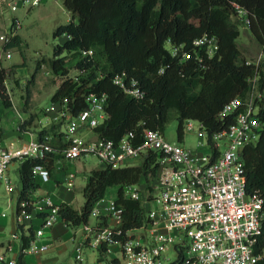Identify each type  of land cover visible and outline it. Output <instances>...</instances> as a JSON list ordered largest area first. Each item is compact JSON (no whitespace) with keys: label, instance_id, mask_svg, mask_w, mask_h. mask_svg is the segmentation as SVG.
Listing matches in <instances>:
<instances>
[{"label":"built area","instance_id":"1","mask_svg":"<svg viewBox=\"0 0 264 264\" xmlns=\"http://www.w3.org/2000/svg\"><path fill=\"white\" fill-rule=\"evenodd\" d=\"M41 2L0 0V17L6 9L13 13L23 8L27 12ZM230 2L239 23L249 27L248 9L236 1ZM20 25L21 20L12 14L8 26L0 28V40L8 41L17 34ZM168 46L173 55L179 54L180 61L192 57L204 66L202 53L212 56L217 49V39L204 33L191 40L190 50L182 43ZM91 53V49L81 52L83 55ZM5 56H11L8 48H5ZM263 60V49L255 60H246L254 65L255 72L249 77L246 95L232 97L219 111L220 117L234 114V119L227 126L209 131L197 118L184 119L185 129L194 130L197 136L192 147L170 141L163 131L150 127L142 128L140 138L134 130H128L117 141L98 135L87 136L106 117L104 92L89 93L85 98L86 106L75 114L71 113L66 96L52 100L44 107L48 122H57L63 127L62 145L52 144L48 133L16 145L14 141L7 143L0 139V179L8 193L16 189L7 175L9 164L13 160L20 163L25 157H41L46 152L60 153L68 162L92 154L112 166L127 164L126 160L132 157L143 159L153 154L157 165L156 174L149 180L152 190L148 191L141 182L121 184L124 196L139 199L146 208V221L130 228L131 233L128 232L130 229L123 230L121 227L123 209L114 198L103 207L111 223L101 225L87 220L68 225L60 215L59 203L51 194L36 199L30 194L18 198V194L16 221L19 226L28 228L30 236L22 251H47L52 242L46 230L61 221L78 235L72 248L75 264H82L86 247L98 250L103 247L102 252L109 251L114 242L120 245V256L117 257L118 262L111 259L107 264L256 263L264 255V248L259 252L255 250L262 231L264 196L260 190L248 192L246 189L243 149L246 144L257 141L262 129L259 110L260 100L264 97V84L260 86L259 69ZM125 77L124 71L117 73L113 82L128 94L143 97L144 91L137 80L133 77L125 80ZM6 91L9 93L7 85ZM33 173L42 180L50 177V170L44 164H36ZM75 175V170L67 171L64 179L67 189L74 186ZM150 200L154 201V206H150ZM96 202L90 214L102 211ZM34 210L41 212L38 225L33 222ZM120 235H125V238H120ZM11 237L19 238V232H13ZM7 248L10 249V245ZM0 262L17 264L16 259L7 258L2 253Z\"/></svg>","mask_w":264,"mask_h":264},{"label":"trees","instance_id":"2","mask_svg":"<svg viewBox=\"0 0 264 264\" xmlns=\"http://www.w3.org/2000/svg\"><path fill=\"white\" fill-rule=\"evenodd\" d=\"M230 1L245 6L250 14L249 30L264 51V0H62L71 19L56 26L54 35L63 34L61 42L53 46L50 66L53 72L67 73L68 54L79 58L75 66L83 70L77 79L63 78L51 95L55 101L68 98L70 111L75 114L87 104L86 96L93 92L106 93V117L94 127L98 136L117 141L128 130L140 138L142 128L163 131L169 109L176 110L177 135L182 137L185 118L201 120L209 131L227 126L234 114L223 117L219 111L234 96L244 97L249 89V77L254 65L242 56L236 38L239 29L230 21L233 8ZM238 22V21H237ZM237 24V23H236ZM207 33L217 39V49L210 57L203 52V63L192 57L179 60L167 44H184L191 49V40ZM20 37L14 34L3 42V48L18 45ZM91 49V54H81ZM63 51L66 54L59 56ZM162 68V71L159 69ZM14 67L0 63V98L11 105L6 91V78ZM133 77L143 89L137 98L123 91L113 82L117 73ZM260 86L264 84V61L260 64ZM259 117L262 129L255 143L243 149L248 192L260 190L264 196V97L260 100ZM54 123L51 128L55 127ZM43 131H40L42 133ZM54 154L25 157L18 166L21 189L18 198L28 195L38 186L33 168L44 164L53 166ZM155 156L144 157L140 164L112 166L106 163L93 168L86 175L80 210L59 203V212L68 224L87 221L94 203L102 198L107 187L119 184L115 202L122 206L123 230L140 226L146 221V208L139 199L124 196L121 184L141 182L152 190L149 180L156 174ZM262 231L255 250L264 248V201ZM30 234L32 229L29 228ZM23 236V247L28 244ZM125 238V235H120ZM103 247L100 249L102 252ZM254 264H264V255Z\"/></svg>","mask_w":264,"mask_h":264},{"label":"rangeland","instance_id":"3","mask_svg":"<svg viewBox=\"0 0 264 264\" xmlns=\"http://www.w3.org/2000/svg\"><path fill=\"white\" fill-rule=\"evenodd\" d=\"M12 14H15L21 20V25L16 30L20 37V42L18 45L8 47L11 56L6 57L3 41L0 40L1 64L6 68L10 66L14 67L13 73L9 74L6 78V85L10 93H8V97L13 102L12 105L5 106L0 98V121L5 119L10 127L14 125L16 120H18L16 109L14 108L17 105L25 109L20 110L17 107L26 116L31 112L30 115L33 117V123L35 116V122L40 127L46 120L44 107L51 103V95L60 81L67 76L78 77V74L83 72V70L75 66V62L79 58L77 55L72 57V55L68 54V60L65 63L66 74L55 73L50 66V59L53 56V46L61 42L64 37L63 34L54 35V29L57 25L68 22L71 19V14L63 5L62 0H42L39 5L31 7L27 12L23 8H19L13 13L8 9L4 10L2 18L0 17L1 29H3L4 25L8 26L9 18ZM230 21L235 23L234 25L239 29L236 41L242 51V56L245 60H255L261 51L260 44L254 38L249 28L239 23L234 14L230 16ZM64 54H66V51L61 52L59 56ZM176 115L177 113L174 108L169 109L163 128L165 138L189 147L194 146L197 141L196 133L194 130L185 129V120L182 121V137L179 139L176 130L178 125ZM2 124L4 128L7 127L5 123L2 122ZM10 127L8 129L11 132ZM87 136L95 135L91 132ZM12 137L13 134H7L5 141L7 143L13 142L14 139H11ZM14 145H16L15 141ZM141 161V157H132L126 160L130 164H140ZM16 162V160H13L7 170V175L10 176L11 183L15 188L20 185ZM66 163L68 169L76 171L75 189L73 190L75 198L72 204L80 206L83 202L81 189L85 182V174L93 167L99 166L100 161L96 156L89 154L86 157H81L79 160L77 159L76 164L75 162L68 161ZM0 180L2 181L0 183V214L4 212L9 219L11 209L15 205L14 196L16 195L17 188L8 193L6 192L3 180ZM118 188L119 184L107 187L104 198L115 197ZM149 203L150 206L155 205L153 200H150ZM5 229L6 231L9 230L8 223ZM73 246L72 243L71 248ZM71 255L74 257L73 250ZM67 262H72L71 256L67 257Z\"/></svg>","mask_w":264,"mask_h":264},{"label":"crops","instance_id":"4","mask_svg":"<svg viewBox=\"0 0 264 264\" xmlns=\"http://www.w3.org/2000/svg\"><path fill=\"white\" fill-rule=\"evenodd\" d=\"M10 102L12 104L13 101ZM14 107L16 108L18 107L20 110L23 109L17 105ZM19 109L18 111H16V113H19L17 114L18 120H16L15 124L12 125L11 127L7 123V120L3 119L2 121H0V139H3L5 141V137L7 134L8 135L13 134V137L11 139H14L16 144H20L31 137L34 138L41 136L43 133H48L50 135V142L52 144L54 145L63 144L64 141V137L62 133L63 127L60 126V123L48 122L46 117L45 123L39 127L35 122V116L33 123V119H32L33 117L32 115H30L31 112L26 116L24 113L20 112ZM2 122L7 125L6 128H4ZM54 123L56 124V126L51 128V126ZM9 127L11 129V132L8 129ZM40 131L43 132L40 133ZM93 133L95 136L97 135L95 131ZM53 154H54V160H53V166L50 168L49 179L42 180L40 177L35 176V181L38 183V186L30 193V195L33 199H36L45 194H51V196H53V199L57 203L65 202L71 205L73 208L80 210L84 202V196H83V202L80 206H74L72 204V201L75 198L73 190L75 189L76 175L74 179V186L71 189H67L64 185V179L67 174V171L70 169L67 168L66 160L61 156L60 153H53ZM127 164L130 163L128 162ZM103 165H105V163L100 161V165L93 168H100ZM18 166H19V162L17 161L16 162L17 172H18ZM88 173L85 174V182H86V175ZM18 176H19V172H18ZM1 182L2 181L0 180V183ZM16 188H17V192L16 195L14 196L15 205L11 209L10 218L8 219L7 214L5 215L4 212L0 214V253H2L7 258L16 259L17 264H75V258L71 255L72 252L71 245L72 243H74L78 235L76 232H74L73 228L65 225L61 221L53 224L50 228L46 230L47 234L49 235V239H51L52 242L51 246L47 251L45 252L22 251L23 248L22 237L28 236L27 234L28 228L26 226H19L16 221V217H15L16 199L18 197V194L20 193L21 183ZM115 197L109 199H113V198L115 199ZM109 199L108 198L106 199L103 196L102 198L97 200L96 204L100 206V208H102V211L96 215L90 214L88 218L90 222H98L101 225L109 224L112 222L109 215L105 213L103 210L104 205L108 202ZM40 213L41 212H39L38 210H34L35 215L33 222L35 225H38L41 221ZM7 223L9 224L8 231H6L5 229ZM13 232H19V238H12L11 234ZM128 232L131 233V229ZM8 245H10L11 247L10 249L7 248ZM83 255H84V259L82 264H107V262L111 259L114 260L115 262H118L117 257L120 256V245L118 242H114L110 245L109 251H103V252L92 247H86L84 249ZM68 256L72 257V262L70 263L67 262ZM0 264L2 263L0 262Z\"/></svg>","mask_w":264,"mask_h":264}]
</instances>
